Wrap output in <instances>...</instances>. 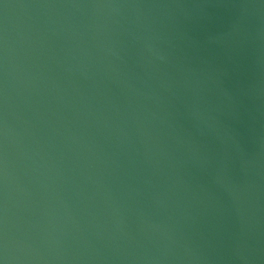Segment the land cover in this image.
<instances>
[{"label": "water", "instance_id": "water-1", "mask_svg": "<svg viewBox=\"0 0 264 264\" xmlns=\"http://www.w3.org/2000/svg\"><path fill=\"white\" fill-rule=\"evenodd\" d=\"M0 264H264V0H0Z\"/></svg>", "mask_w": 264, "mask_h": 264}]
</instances>
